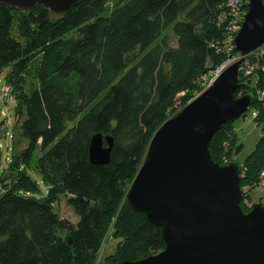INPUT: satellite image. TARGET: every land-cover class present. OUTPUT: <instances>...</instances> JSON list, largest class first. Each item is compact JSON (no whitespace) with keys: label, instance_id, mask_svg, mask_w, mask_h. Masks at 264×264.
Here are the masks:
<instances>
[{"label":"trees","instance_id":"obj_1","mask_svg":"<svg viewBox=\"0 0 264 264\" xmlns=\"http://www.w3.org/2000/svg\"><path fill=\"white\" fill-rule=\"evenodd\" d=\"M248 1H241L243 17ZM234 18L227 0H81L57 21L41 5L23 13L0 4V72L6 69L25 141L11 157L10 176L0 179V264H118L165 247L161 228L128 204L127 192L158 127L202 91V76L242 55ZM249 58L257 73H239L235 96L251 95L249 111L257 107L262 121L255 93L264 90V54ZM233 123L209 144L222 165L243 146ZM96 133L113 137L108 165L89 160ZM37 149L43 198L28 173ZM239 164L248 212L264 170V133ZM61 195L78 216L72 230L55 209ZM109 235L116 247L99 257Z\"/></svg>","mask_w":264,"mask_h":264},{"label":"water","instance_id":"obj_2","mask_svg":"<svg viewBox=\"0 0 264 264\" xmlns=\"http://www.w3.org/2000/svg\"><path fill=\"white\" fill-rule=\"evenodd\" d=\"M81 0H0L23 13L36 5L51 21L67 15ZM241 29L234 37L242 58L228 64L212 85L188 101L154 132L145 161L127 192V202L161 228L165 247L140 260L118 264H264V205L241 207V166L214 161L213 135L243 116L251 95L235 96L240 65L264 43V0H249ZM114 145L110 134L96 133L89 160L108 165ZM69 229L73 225L60 219Z\"/></svg>","mask_w":264,"mask_h":264},{"label":"rangeland","instance_id":"obj_3","mask_svg":"<svg viewBox=\"0 0 264 264\" xmlns=\"http://www.w3.org/2000/svg\"><path fill=\"white\" fill-rule=\"evenodd\" d=\"M233 61L234 60H232V62ZM5 74L6 69L0 72V88L5 84ZM12 104L13 101L9 99H5V101L0 102V179L4 176H10L8 165L11 157L14 153L22 149L25 143L24 139H19L20 137L18 128L15 126ZM233 124L235 126L239 142L243 144L235 161L242 163L254 150L257 141L261 138L263 134L262 124L257 125L251 118H244L243 116L236 119ZM15 140L18 142L15 143ZM40 155V150H35L31 166L28 168V173L35 181H37L39 186V189L35 193L37 198H43L47 194L48 190V186L43 181L40 172L35 167L36 160ZM260 183L261 181H259L256 188L250 191L252 201H247H249L248 204L251 209L255 203L264 205V186H261ZM55 209L58 211L61 220H65L69 224H75L77 222L78 216L75 214L73 208L68 204L65 195H61L60 201L55 204ZM111 229L112 228H110V231ZM116 244L117 240L109 235L100 250L99 257L112 253Z\"/></svg>","mask_w":264,"mask_h":264},{"label":"built area","instance_id":"obj_4","mask_svg":"<svg viewBox=\"0 0 264 264\" xmlns=\"http://www.w3.org/2000/svg\"><path fill=\"white\" fill-rule=\"evenodd\" d=\"M241 1L242 0H227V5L229 6V9H231L232 14L235 15L234 21L231 23V27H232L231 29L233 32H238L241 29L242 24H243L244 17L242 16L243 10L241 9V6H242ZM230 48L231 47H229L228 50ZM263 54H264V43L261 46L257 47L256 49L252 50L251 52L247 53L245 56H243V59L240 65V72H242L243 77L247 78L248 76H251L253 79L255 78V75L257 73L256 69L259 65H258V62H256V60L251 61V58H249V56H252L255 59H260ZM240 58H242V55L229 58L225 63L215 67L214 69L209 71L208 74L202 76V80H203L202 91L214 83V81L222 73L225 67L232 62V60L235 61ZM255 97H256V100L259 103L261 102L264 106V90L258 89L257 92L255 93ZM5 99H9L14 102V97L11 94V88L7 84H4L0 88V102L5 101ZM251 105L248 107L247 112L249 114H247L246 118H251L252 120L256 122L257 125L262 124V133H264V120L262 119V121H258L259 109L257 107H253L249 111V108L251 107ZM224 161H225V165L226 163L227 164L230 163L227 159H225ZM260 179H261L260 185L264 186V170L260 173Z\"/></svg>","mask_w":264,"mask_h":264}]
</instances>
